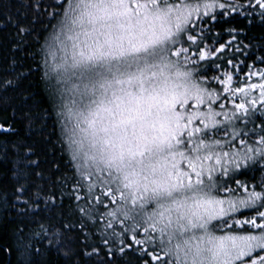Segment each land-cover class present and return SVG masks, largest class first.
<instances>
[{
	"label": "snow or ice",
	"instance_id": "1",
	"mask_svg": "<svg viewBox=\"0 0 264 264\" xmlns=\"http://www.w3.org/2000/svg\"><path fill=\"white\" fill-rule=\"evenodd\" d=\"M25 7L30 19L5 18L21 60L0 92L39 77L49 106L25 96L34 104L24 116L41 134L53 124L71 178L0 190L18 220L23 264L52 251L68 258L74 232L85 264H264V42H246L235 26L264 24V0ZM29 36L34 50L25 51ZM30 159L19 157L21 173ZM253 167L262 178L250 185L241 177ZM66 201L74 222L56 214Z\"/></svg>",
	"mask_w": 264,
	"mask_h": 264
},
{
	"label": "trees",
	"instance_id": "2",
	"mask_svg": "<svg viewBox=\"0 0 264 264\" xmlns=\"http://www.w3.org/2000/svg\"><path fill=\"white\" fill-rule=\"evenodd\" d=\"M28 0H0V80L12 79L20 70V64H14L13 60H21L19 53H14L13 48L21 39L16 29L6 23V16L11 15L14 19L23 21V14L32 17L30 9L25 5ZM237 28L246 33V42L260 47L264 42V24L254 22L249 26L246 22L237 23ZM36 31L43 34V25L37 24ZM34 39L29 36L25 40V51L34 50ZM255 50V49H253ZM239 62V61H237ZM31 61L25 60L23 67L26 68ZM252 64L251 59L246 60ZM14 69L16 71H14ZM241 72L246 71L245 65H240ZM35 94L36 101L43 107H48L47 91L36 75L20 81L19 87L7 93L0 92V125L11 126L14 132L0 131V190L12 191L18 183L28 186L43 187L46 190L59 182L62 178L70 177L68 154L64 150L63 142L58 131H53L50 123L43 134L40 133V125L34 128L28 126L24 116L25 112L33 109L34 101H25V96ZM12 145H17L13 149ZM26 153L31 154V159L26 161L27 167L21 173L19 157ZM246 175L241 179L248 182L256 179L260 173L258 168H249ZM235 187V185H232ZM59 203V201H57ZM64 213V218L74 222L76 215L74 208L69 202H65L63 208L56 209V214ZM236 230V229H235ZM66 240L68 246L73 249V254L65 258L63 252H45L43 256L34 258L38 264H85L75 253L81 250L82 237L79 233H70ZM89 243H98L91 238ZM18 220L4 206H0V264H23L21 253L18 251ZM119 260V258H118ZM95 264V262H91Z\"/></svg>",
	"mask_w": 264,
	"mask_h": 264
},
{
	"label": "rangeland",
	"instance_id": "3",
	"mask_svg": "<svg viewBox=\"0 0 264 264\" xmlns=\"http://www.w3.org/2000/svg\"><path fill=\"white\" fill-rule=\"evenodd\" d=\"M256 177H257L256 179H252V180L250 179V180L248 181V183H249L250 185L253 184V183H258L259 180L262 178V177H261V173L257 174ZM241 218H244V217H241ZM235 232H236V233H239V234H244V229H236ZM217 234H220V233L218 232Z\"/></svg>",
	"mask_w": 264,
	"mask_h": 264
}]
</instances>
